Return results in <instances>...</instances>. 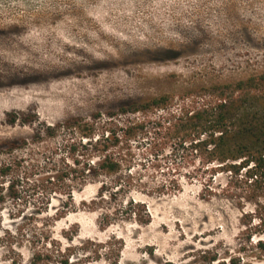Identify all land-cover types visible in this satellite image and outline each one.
Segmentation results:
<instances>
[{"label":"rangeland","instance_id":"obj_1","mask_svg":"<svg viewBox=\"0 0 264 264\" xmlns=\"http://www.w3.org/2000/svg\"><path fill=\"white\" fill-rule=\"evenodd\" d=\"M262 72L264 0H0V162L20 156L21 175L31 167V181L53 176L42 167H75L83 148L77 142L72 153L78 136L69 129L48 136V125L71 116L155 118V109H122L162 94L173 108L202 102L213 84ZM11 143L17 148L8 154ZM170 152L152 137L124 141L123 188L103 205L114 211L130 199L145 202L149 223L118 216L102 227V210L89 208L99 183L90 182L69 209L65 196L52 195L49 215L66 211L52 226V243L0 242V264H30L39 251L37 264H264V253L242 240L238 208L203 199L200 182L173 168ZM3 217L4 227H16ZM208 249L219 251L217 260Z\"/></svg>","mask_w":264,"mask_h":264},{"label":"trees","instance_id":"obj_2","mask_svg":"<svg viewBox=\"0 0 264 264\" xmlns=\"http://www.w3.org/2000/svg\"><path fill=\"white\" fill-rule=\"evenodd\" d=\"M208 93L210 98L202 102L184 100L177 108L170 105L169 94H162L133 101L127 109H122V114L127 115L155 109V118L121 121L115 115L105 119L100 115L89 119L71 116L61 124L48 125L43 131L48 136H55L61 129H69L78 136V141L71 143L72 153L77 151V142L83 149L73 157L75 167L68 163L49 169L42 167L57 172L32 181L30 178L37 173L33 168L20 174L22 157L0 162V242L11 246L24 241L34 243L33 239L52 243V226L58 216L66 214V211L60 213L58 208L49 215L52 195L65 196L62 208L69 209L75 191L90 182L99 183L97 196L91 200L89 208L102 210V227L112 224L118 216L140 224L149 223L151 216L145 202L130 199L122 211L120 208L111 211L103 206L123 188L119 175L129 169L125 168L124 141L141 136L152 137L154 145L159 142L163 150L170 147L173 168L187 169L185 175L200 182L203 199L230 200L240 212L242 240L264 253V72L213 84ZM16 119L17 114L13 113L11 122ZM43 132L38 131L34 139ZM22 141L28 140L23 138ZM16 148V144L11 143L8 154ZM220 174L225 176L224 181H218ZM175 189L182 190V187L177 185ZM36 197L33 210L27 215L31 198ZM4 212L16 222L14 229L4 227ZM27 227L32 239L26 237ZM256 234L263 236L254 242ZM206 253L210 254L211 261L218 259V250L208 249ZM41 256L40 251L33 252L30 264H37ZM11 264L23 263L13 259Z\"/></svg>","mask_w":264,"mask_h":264},{"label":"bare ground","instance_id":"obj_3","mask_svg":"<svg viewBox=\"0 0 264 264\" xmlns=\"http://www.w3.org/2000/svg\"><path fill=\"white\" fill-rule=\"evenodd\" d=\"M50 59V58H49Z\"/></svg>","mask_w":264,"mask_h":264}]
</instances>
